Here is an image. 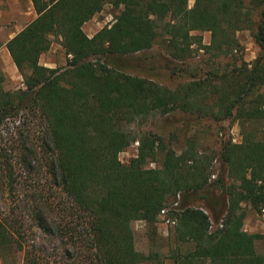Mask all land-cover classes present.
Returning <instances> with one entry per match:
<instances>
[{
  "label": "trees",
  "instance_id": "obj_1",
  "mask_svg": "<svg viewBox=\"0 0 264 264\" xmlns=\"http://www.w3.org/2000/svg\"><path fill=\"white\" fill-rule=\"evenodd\" d=\"M31 3L35 18L4 44L23 87L3 90L0 71V127L16 140L18 154L14 162L0 149V173L9 193L15 164L28 172L29 159L39 154L46 181L31 186L34 236L14 219L0 220L1 264H12L15 254L18 264H160L156 252L135 249L130 224L141 220L154 234L169 200H176L168 210L172 264H264L254 247L260 235L242 228L246 209L264 211V136L257 129L264 127V0H193L190 8L187 0ZM104 6L116 10L112 23L87 37L83 24ZM158 30L179 62L192 45L236 62L241 30L249 31L258 52L250 64L168 89L117 66L122 56L150 49ZM199 32L209 34L207 45ZM50 36L59 40L63 67L38 63ZM173 111L233 118L240 141H220L214 155L192 146L175 153L141 129L147 119ZM134 142L135 157L121 163L118 154ZM213 159L219 168L209 181ZM210 187L218 192L216 207L204 193ZM196 201L204 204L193 206ZM44 236L54 246L41 248Z\"/></svg>",
  "mask_w": 264,
  "mask_h": 264
},
{
  "label": "rangeland",
  "instance_id": "obj_2",
  "mask_svg": "<svg viewBox=\"0 0 264 264\" xmlns=\"http://www.w3.org/2000/svg\"><path fill=\"white\" fill-rule=\"evenodd\" d=\"M192 3L193 0H187V8H190ZM115 13L116 10L110 6H104L98 14L85 23L83 28L84 33L93 35L102 27H108L112 23ZM11 16L13 18L14 15L1 14L0 18L6 21ZM253 19L257 21L256 12L253 14ZM198 35L201 36V45H207L209 34L207 32H199ZM235 37L239 42V49L232 56L235 57L236 62L232 58H221L223 56L213 59L211 57L214 56L206 53L204 50L197 49L195 45L190 46L191 52L189 58L179 62L172 60L167 54L166 36L161 30H158V36L150 49L122 56L124 58L118 59L117 66L123 73L141 77L168 89H174L180 83L187 82L191 78L203 79L209 77L212 70L222 71L227 68L230 69L233 64L239 65L241 62L250 64L256 57L258 49L253 43L249 31H238L235 33ZM5 39V37L0 36V71L3 76L1 87L3 90L13 91L23 87L22 78L16 71L4 47ZM49 42L48 50L38 59L39 65L51 69L63 67L66 57L59 46L58 38L50 36ZM262 91L264 92V88ZM133 128L134 126L130 127V129ZM4 129V126L0 127V149L9 151L10 156L15 162L18 155L16 153L17 142ZM141 129L160 137L175 153H179L192 146L198 153L202 152L207 155H214L218 151L220 141L229 140L231 143H237L241 137V129L233 118L221 121H213L209 118L194 119L178 111H173L166 115L153 116L141 125ZM257 129L264 136V127L261 130L259 127ZM10 132L13 133V129H10ZM134 143L118 154V160L121 163L125 164L135 157L137 145ZM35 156L36 158L29 159L31 161V168L27 170L28 172L22 169L18 163L15 164L13 170L14 183L9 193L7 192L3 175L0 173V220L10 218L18 221L23 225L22 228L29 237L36 234V229L33 228L31 222L33 215L31 208L34 206L33 198H35V195L32 194L31 186L45 184L46 181L45 170L41 162L42 157L39 154H35ZM159 158L157 157L158 161ZM147 166L155 167L156 164L151 163ZM211 166V172L214 176L210 177L209 181L215 179L219 168L218 162L214 159L211 162ZM204 193L208 195L210 203L216 207L218 203L217 190L210 187ZM175 199H177V196ZM174 201L169 200L166 208L171 210ZM203 204V201H196L193 203V206H202ZM246 216L247 228L252 227L253 231L260 235V238L255 242V251L259 254H264V216H261V214L255 215L248 209H246ZM157 222L158 219L153 226L155 230L154 234H152L151 228L147 227L141 220L133 221L130 224L133 232L134 247L137 251L144 254L156 252L160 257L157 263L172 264L170 261L171 245L167 240L170 229H167V236H163L164 228L159 226ZM54 244V240H50L49 237L44 236L40 240L41 248H45V250L54 246ZM9 260L12 261V264H18L20 262V255L15 254Z\"/></svg>",
  "mask_w": 264,
  "mask_h": 264
},
{
  "label": "crops",
  "instance_id": "obj_3",
  "mask_svg": "<svg viewBox=\"0 0 264 264\" xmlns=\"http://www.w3.org/2000/svg\"><path fill=\"white\" fill-rule=\"evenodd\" d=\"M1 14H13L15 16H13V18L11 16L10 19L6 21L1 20L0 18V36L6 38L4 44L8 40H10L14 35H16L19 31H21L27 23H29L35 18V12L33 10L31 0H0V16ZM10 22H12V24H10ZM84 25L85 23L82 26V31ZM85 35L87 37L92 36V34ZM261 216H264V212H261ZM246 219L247 216H245V219L243 220V230L247 233H255L252 227L247 228Z\"/></svg>",
  "mask_w": 264,
  "mask_h": 264
},
{
  "label": "built area",
  "instance_id": "obj_4",
  "mask_svg": "<svg viewBox=\"0 0 264 264\" xmlns=\"http://www.w3.org/2000/svg\"><path fill=\"white\" fill-rule=\"evenodd\" d=\"M134 144L137 145L136 142ZM175 205H176V202L173 203L172 208ZM168 210L169 209H167V208H162L157 215V219H158L157 224L164 228V231L162 233L163 236H167V229H170L172 227V225L174 224V220L168 216ZM262 212H264V211H262Z\"/></svg>",
  "mask_w": 264,
  "mask_h": 264
}]
</instances>
